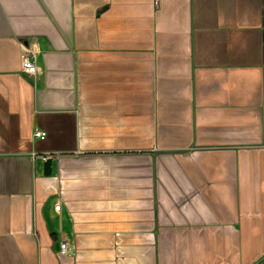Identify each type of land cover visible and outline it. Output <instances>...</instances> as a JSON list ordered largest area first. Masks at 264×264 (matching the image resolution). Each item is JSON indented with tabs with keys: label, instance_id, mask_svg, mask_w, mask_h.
Returning a JSON list of instances; mask_svg holds the SVG:
<instances>
[{
	"label": "crops",
	"instance_id": "obj_1",
	"mask_svg": "<svg viewBox=\"0 0 264 264\" xmlns=\"http://www.w3.org/2000/svg\"><path fill=\"white\" fill-rule=\"evenodd\" d=\"M0 264H264V0H0Z\"/></svg>",
	"mask_w": 264,
	"mask_h": 264
},
{
	"label": "built area",
	"instance_id": "obj_2",
	"mask_svg": "<svg viewBox=\"0 0 264 264\" xmlns=\"http://www.w3.org/2000/svg\"><path fill=\"white\" fill-rule=\"evenodd\" d=\"M160 0H153V6L157 8L159 6ZM21 70L23 73L34 76L38 73L36 66V55L33 49H30L28 45L21 44ZM33 139H43L46 136L44 130L35 128L33 130ZM55 155L53 153L40 155L39 158L44 161L46 158ZM60 205L55 206V210H59ZM56 252L61 255H72L73 246L68 242L65 237H60L57 240Z\"/></svg>",
	"mask_w": 264,
	"mask_h": 264
},
{
	"label": "water",
	"instance_id": "obj_3",
	"mask_svg": "<svg viewBox=\"0 0 264 264\" xmlns=\"http://www.w3.org/2000/svg\"><path fill=\"white\" fill-rule=\"evenodd\" d=\"M54 159H55V155H52V157L46 158L43 161V171H44L45 176H48L51 174V170H52L51 166H52V161Z\"/></svg>",
	"mask_w": 264,
	"mask_h": 264
}]
</instances>
